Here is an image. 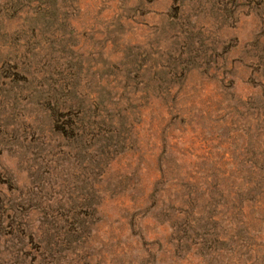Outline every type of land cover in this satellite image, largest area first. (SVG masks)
I'll return each mask as SVG.
<instances>
[{
  "label": "rangeland",
  "instance_id": "obj_1",
  "mask_svg": "<svg viewBox=\"0 0 264 264\" xmlns=\"http://www.w3.org/2000/svg\"><path fill=\"white\" fill-rule=\"evenodd\" d=\"M0 264H264V0H0Z\"/></svg>",
  "mask_w": 264,
  "mask_h": 264
}]
</instances>
